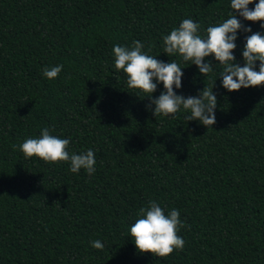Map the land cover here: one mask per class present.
<instances>
[{"label":"trees","instance_id":"trees-1","mask_svg":"<svg viewBox=\"0 0 264 264\" xmlns=\"http://www.w3.org/2000/svg\"><path fill=\"white\" fill-rule=\"evenodd\" d=\"M230 4L0 0V264H264V85L229 92L214 56L205 58L213 63L205 76L163 53L162 37L183 19L199 23L204 36L234 14ZM237 18L264 33V21ZM247 35L238 30L241 66ZM135 40L179 64L177 94L213 88V126L189 121L183 108L153 115L148 94L129 88L114 65L113 46ZM60 64L56 79L43 76L45 66ZM162 91L158 83L153 95ZM44 127L70 140L69 153L93 149L95 173L13 149ZM152 199L165 214L178 209L185 225L183 250L167 257L139 252L130 237L139 208Z\"/></svg>","mask_w":264,"mask_h":264},{"label":"clouds","instance_id":"clouds-1","mask_svg":"<svg viewBox=\"0 0 264 264\" xmlns=\"http://www.w3.org/2000/svg\"><path fill=\"white\" fill-rule=\"evenodd\" d=\"M252 3L253 0H231L230 6L234 14L230 12L229 18L207 27L204 36L199 34V23L192 19H183L170 34L162 37L163 53L169 57L178 55L184 61H191L205 76L213 71L212 61L206 63L205 58L214 56L222 66V86L229 92L240 90L242 87L264 85V33L253 32L251 27H245L237 18L239 15L248 21H264V0H259L254 8H249ZM261 28H264V23ZM238 30L251 33L245 37L246 43L242 50L243 66L236 61L234 55ZM144 47L140 40H135L131 47L116 44L112 48L115 69L123 70L127 75V86L148 94L146 97L150 99V103L146 107L156 118L175 114L183 108L190 112L187 117L189 121L198 120L207 128L213 126L216 123L217 107V96L213 88L206 86L200 90L198 96L185 97L177 94L175 89L182 87V68L175 60H158L145 52ZM257 61L260 62L259 71L256 70ZM63 67L62 64L45 66L42 74L45 78L53 80L59 76ZM158 83L163 84L164 91L157 97L153 94ZM69 143V139L53 135L49 127H44L39 137L26 138L12 147L22 152L26 158L36 156L48 163L70 162L72 173H79L83 169L89 175L94 174L96 159L93 149L88 148L79 154L69 153ZM184 226L178 209L172 208L165 214L161 205L152 199L139 208L137 219L129 231L139 252L167 257L174 250H183L185 240L178 232ZM92 247L103 250L104 244L100 240H94Z\"/></svg>","mask_w":264,"mask_h":264}]
</instances>
